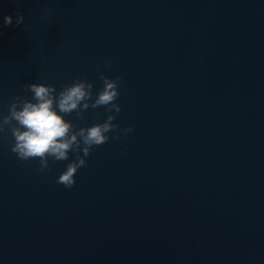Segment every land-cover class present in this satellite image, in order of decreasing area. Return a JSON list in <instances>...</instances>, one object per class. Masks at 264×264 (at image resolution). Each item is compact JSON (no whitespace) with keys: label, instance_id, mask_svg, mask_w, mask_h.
Wrapping results in <instances>:
<instances>
[{"label":"water","instance_id":"obj_1","mask_svg":"<svg viewBox=\"0 0 264 264\" xmlns=\"http://www.w3.org/2000/svg\"><path fill=\"white\" fill-rule=\"evenodd\" d=\"M101 74L120 77V139L95 147L73 187L56 182L72 153L40 172L0 132V251L264 181V0H0V115L31 99L25 84L95 93Z\"/></svg>","mask_w":264,"mask_h":264},{"label":"clouds","instance_id":"obj_2","mask_svg":"<svg viewBox=\"0 0 264 264\" xmlns=\"http://www.w3.org/2000/svg\"><path fill=\"white\" fill-rule=\"evenodd\" d=\"M4 26H10L13 18L5 16ZM16 24L24 22V16L17 13ZM109 68L111 61H105ZM102 88L95 92L91 82L77 79L57 90L47 83H30L24 87L32 94L31 99L16 96L8 106L7 115H0V132H11L13 144L11 151L22 161L38 159L39 171L49 169V160L54 162L74 159L57 178V184L71 188L76 183L77 171L86 166V157L100 145L110 139L109 133H115L112 139L119 140L121 130L113 123L115 114L121 112V105L116 103L120 95V77L112 79L101 74ZM104 107L107 118L102 123L79 127L65 117L75 113L77 120H85L89 109ZM127 135L133 131L132 126L124 128Z\"/></svg>","mask_w":264,"mask_h":264}]
</instances>
